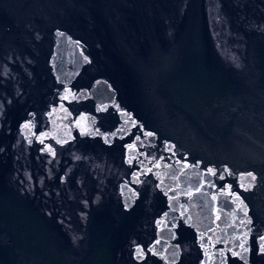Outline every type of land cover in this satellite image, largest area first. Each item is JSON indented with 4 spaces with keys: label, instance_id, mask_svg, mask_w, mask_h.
<instances>
[{
    "label": "water",
    "instance_id": "95a60500",
    "mask_svg": "<svg viewBox=\"0 0 264 264\" xmlns=\"http://www.w3.org/2000/svg\"><path fill=\"white\" fill-rule=\"evenodd\" d=\"M0 264H264V0H0Z\"/></svg>",
    "mask_w": 264,
    "mask_h": 264
}]
</instances>
